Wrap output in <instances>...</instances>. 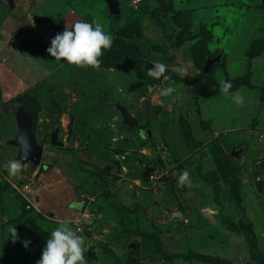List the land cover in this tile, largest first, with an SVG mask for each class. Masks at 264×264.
I'll return each instance as SVG.
<instances>
[{
    "label": "rangeland",
    "instance_id": "374dc122",
    "mask_svg": "<svg viewBox=\"0 0 264 264\" xmlns=\"http://www.w3.org/2000/svg\"><path fill=\"white\" fill-rule=\"evenodd\" d=\"M185 1L117 0L113 12L108 0H0V138L16 135L15 114L24 109L44 146L36 164L0 143L9 152L0 155V264H36L60 217L84 237L87 264H264V81L252 80L264 37L251 42L248 68L229 89L241 78L255 106L237 107L221 131L204 119L193 129L199 98L220 89L216 72L226 59L219 35L193 24ZM94 19L114 38L98 68L47 51L66 26ZM213 40L215 53L206 48ZM246 41L230 43L235 69L244 66L237 54ZM157 60L167 65L159 79L147 75ZM168 83L174 92L161 96ZM118 104L138 127L123 122ZM207 104L223 120L217 100ZM189 125L198 147L186 142ZM56 128L61 145L50 136ZM12 160L22 165L15 175ZM184 169L193 187L178 186ZM72 201L80 204L75 214L57 210Z\"/></svg>",
    "mask_w": 264,
    "mask_h": 264
},
{
    "label": "crops",
    "instance_id": "0c3cea01",
    "mask_svg": "<svg viewBox=\"0 0 264 264\" xmlns=\"http://www.w3.org/2000/svg\"><path fill=\"white\" fill-rule=\"evenodd\" d=\"M240 1L242 0H187L185 1L184 4H187L189 10H191V15H192V23L193 24H197V23H201L206 25V27L210 30V32L213 34V39L216 40V38L219 37L221 38V45L225 46V68H217V72L216 74H219L217 77L218 78H222L223 74L225 75L226 73H229V78H234V77H238L242 74L245 73V69L248 68V62H247V55H246V51L249 48L251 42L255 39L264 37V0H249V3H244L243 2V6L240 5ZM213 3V4H212ZM237 8H242V13L241 15L243 16L241 19L243 20L242 23V28L241 29H237L236 28V21L234 19H236L237 16L235 13V9ZM214 17V18H212ZM213 19H215L213 21ZM213 22V24H212ZM209 24V25H208ZM224 36V37H223ZM246 37V43H244L243 45V51L241 49V51L237 54V57L240 58L244 61V66L241 69H235L232 66V59L235 56V54L233 55L231 48L232 45L230 43H233L234 41H236L238 38L241 37ZM218 39V38H217ZM210 43V45H209ZM215 43H217V45H220L217 42L213 41H209L207 44V49L214 51L216 48ZM242 48V47H241ZM255 59L260 60V64L255 63L253 64V71H254V76L252 75V80H257V81H264V52L257 55ZM242 62V61H241ZM260 65V66H259ZM225 72V73H224ZM223 73V74H222ZM227 77V76H226ZM217 80L219 82L223 81L222 79H218ZM237 89L241 90L242 94L245 97V102L243 105L240 106H244V105H251V107L255 106V104L249 102V98H247L245 96V91L249 90L248 86H246L245 84H241L238 88L234 89V90H229V93L235 92ZM255 89V88H254ZM252 90V89H251ZM257 91H253V97L256 94H261L262 89L261 88H256ZM229 94L228 93H224L222 91L213 93V94H209L208 96H201L199 98V102H200V107L201 109H199V111L196 112V114H194L192 116L193 118V129H195L197 126V124L201 121V120H208L210 123V126H212V124H214L213 129H211V131H213L215 128L219 129L221 131V129H223V123L228 122V118L231 119V116L233 117V115L237 112L236 109L237 106L235 104V102L232 100H230L233 103H229L228 99H229ZM217 100V104L216 106L219 107V109H217L219 112L223 111L225 112L226 116L223 117V120H217V117L219 116V113H213V110H211L210 105L207 104V102H210L211 100ZM226 104H230L229 107L226 106ZM125 105V104H123ZM127 106V105H126ZM128 107V106H127ZM129 109V107H128ZM216 110V111H217ZM130 111V109H129ZM215 111V110H214ZM123 119H124V115L123 112L121 111ZM130 113L132 114V112L130 111ZM133 115V114H132ZM134 116V115H133ZM138 119V124L134 127H138V125L140 124V120L137 116H134ZM12 125V124H11ZM10 125V131H12V127ZM131 127V126H129ZM141 130V129H140ZM9 131V130H8ZM9 131V132H10ZM18 133V132H17ZM16 133V135H17ZM4 136H1L0 138V143L9 141L8 146H6L7 150H11L10 152H12V150L16 147H18L15 144L10 143V140L13 139L15 136L11 137V135H7L4 134ZM2 139V140H1ZM7 150L5 148H1L0 151V155L2 153L3 154V158H8V153ZM19 150V147H18ZM19 158V157H18ZM51 177L49 178V182H50ZM48 183V181H47ZM63 191H64V187H63ZM63 195V194H62ZM57 197L59 196V194L56 195ZM64 198V196H63ZM51 201H49L47 204H49ZM68 202V201H67ZM73 202V201H72ZM74 204H69L68 205H57L58 209L57 210H61L64 214L65 217L75 214L77 209L80 208V204L79 203H75ZM75 204H77L75 206ZM43 207L42 208H48V211L51 210H55L56 208H51L49 205H46V201H43V204H41ZM45 210V212L47 211ZM42 212H44V210H42ZM54 212V211H53ZM52 214V213H51ZM62 217L59 218V221H62ZM44 222L46 223V220L44 219ZM48 222V221H47ZM50 222V221H49ZM46 229V227H45ZM49 232V228L48 230L45 232V235L48 236ZM30 264V263H28Z\"/></svg>",
    "mask_w": 264,
    "mask_h": 264
},
{
    "label": "clouds",
    "instance_id": "9594fccd",
    "mask_svg": "<svg viewBox=\"0 0 264 264\" xmlns=\"http://www.w3.org/2000/svg\"><path fill=\"white\" fill-rule=\"evenodd\" d=\"M113 39V35L104 30V25L99 20H77L71 27L66 26L62 32H58L52 38L47 51L57 60L65 58L69 64L98 68L101 64L99 57L103 55L102 49L110 48ZM166 69L167 65L157 60L153 62L152 67L147 69V75L159 79L165 76ZM231 87L230 80L221 81L220 83L222 92L228 93L237 106L243 105L245 97L241 90L237 89L235 92L229 93ZM174 90V84L168 83L160 89L159 94L166 97L171 95ZM21 166L19 160H12L9 162L8 171L11 175H15ZM177 183L180 187L194 186L187 169L181 172ZM12 232L15 239L16 228H13ZM29 243V240L25 239L23 241L25 247ZM86 251L84 237L78 235L69 222L61 221L51 230L42 250V255L36 261V264H87Z\"/></svg>",
    "mask_w": 264,
    "mask_h": 264
},
{
    "label": "water",
    "instance_id": "95a60500",
    "mask_svg": "<svg viewBox=\"0 0 264 264\" xmlns=\"http://www.w3.org/2000/svg\"><path fill=\"white\" fill-rule=\"evenodd\" d=\"M5 3H8L12 6L15 4V0H1ZM113 12H119V4L117 0H108ZM119 109L123 112L124 119L123 122L133 127L138 124V119L134 117L128 107L123 104H118ZM16 121L19 127L17 135L10 140V143L15 144L19 147L18 157L22 162L32 161L33 163H40L42 161L44 146L39 144L36 134L33 130L34 119L28 111L24 109H19L15 114ZM151 129H144V135H151ZM59 129L56 128L52 131L50 136L52 137V142L58 145L63 144V141L59 139Z\"/></svg>",
    "mask_w": 264,
    "mask_h": 264
},
{
    "label": "trees",
    "instance_id": "16d2710c",
    "mask_svg": "<svg viewBox=\"0 0 264 264\" xmlns=\"http://www.w3.org/2000/svg\"><path fill=\"white\" fill-rule=\"evenodd\" d=\"M209 51H210V50H209ZM212 53H215V51L212 52ZM203 60L205 61V58H204ZM198 76H199V75H198ZM233 79H234V78H228L227 80H230V81L232 80V81H233ZM237 80H238V81L236 82L235 87H238V86H240L241 84H243V80H242L241 78H238ZM217 82H218L219 84L221 83V82H219V81H217ZM218 91H221V90L219 89V90H217L216 92H218ZM214 93H215V92H214ZM211 94H213V93H211ZM188 127H189V129H188V134H189V135L186 136V138H187V141H186V142H188V144H189L190 146H192V147H198V145H199V141H197L196 138L194 137V135L190 132V130H192V129H191V126L189 125ZM140 129H141V128H140ZM143 130H144V129L139 130V133H140L143 137H145V135H144L143 133H141V132H143ZM211 182H212L213 187H214L213 191H215V192L217 193L218 190H219L217 181H215V180H211ZM220 261H221V262H224V261H226V260L220 259Z\"/></svg>",
    "mask_w": 264,
    "mask_h": 264
}]
</instances>
